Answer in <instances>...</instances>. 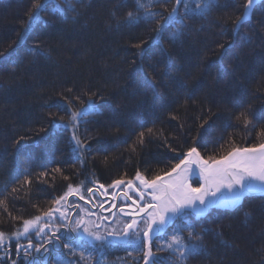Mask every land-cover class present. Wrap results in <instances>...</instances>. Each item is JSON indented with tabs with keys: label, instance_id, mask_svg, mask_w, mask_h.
Here are the masks:
<instances>
[{
	"label": "trees",
	"instance_id": "obj_1",
	"mask_svg": "<svg viewBox=\"0 0 264 264\" xmlns=\"http://www.w3.org/2000/svg\"><path fill=\"white\" fill-rule=\"evenodd\" d=\"M33 2L0 0V52L16 49L11 60L0 58V192L5 184L9 193L12 187H19L17 181L22 182L25 168L33 173L30 186L8 195L7 212L0 207V231L12 233L22 223L13 220L9 212L24 219L38 215L33 205L50 206L68 183L79 184L94 177L109 184L117 178H133L137 169L152 177L176 163L189 146L198 147L206 158L222 155L233 146L243 148L264 140L258 137L264 123L255 129L245 128L235 119L249 105L257 114L264 112V29L257 23L264 20V0L255 7L251 23L242 29L241 34L252 36V43L235 38L233 47H217L218 42L230 39L220 35L217 25L229 16L234 18L239 12L234 5L243 0H216L205 17L187 21L190 28L181 40L174 44L165 41L163 51L154 41L155 23L116 28L112 12L121 0H71L75 12L68 9L65 0H56L63 11L41 12V21L25 37L24 24ZM132 6L129 0L118 15ZM152 10L163 9L156 4ZM36 41L47 55L30 53ZM141 41L145 68L159 65L165 73L159 78L155 102L151 87L142 82L132 63L133 59L139 63L134 45ZM68 88L75 93L99 89L104 94L98 103L105 107L79 131L81 138L90 137L83 167L77 159L79 153L72 151L70 132L55 129L47 117L50 110L66 108L58 93L71 95L65 91ZM141 102L143 108L138 106ZM170 114L178 119H171ZM142 120L155 121V127L164 130L177 151H171L162 139L147 135L145 143L135 145L132 151ZM21 136L26 139L15 144ZM41 165L50 173L46 183L35 176L45 170ZM57 166L71 179L52 173ZM245 211L250 216L245 217ZM197 227L222 231L223 235L219 239L208 236L207 251L191 257L187 264H264V199L249 197L241 210L213 209ZM16 243L13 240L8 246L12 255H18ZM157 243L160 241L154 242V251ZM157 255L164 258V264L172 259L167 251ZM18 256L16 264H27L28 258ZM106 259L113 264H143L135 252L128 257L124 246L109 249Z\"/></svg>",
	"mask_w": 264,
	"mask_h": 264
},
{
	"label": "snow or ice",
	"instance_id": "obj_2",
	"mask_svg": "<svg viewBox=\"0 0 264 264\" xmlns=\"http://www.w3.org/2000/svg\"><path fill=\"white\" fill-rule=\"evenodd\" d=\"M215 2L216 0H192V3L188 0H132L133 6L123 15H118L119 8L129 3V0H121L112 12V19L117 29L125 25L155 23L156 26L152 29L155 33L154 41L163 51L165 41L174 44L181 40L190 28L187 21L205 17ZM49 3L53 5L51 8L48 7ZM65 3L68 9L76 11L71 0H65ZM257 3L258 0H243L242 4L234 5L239 9L238 14H235L234 18L227 17L223 23L217 25L222 37H230L225 42H218V48L225 49V44L228 48L233 47L232 39L235 38L252 43L251 35L247 32L241 33L242 29L251 23ZM156 4L163 10L153 11ZM168 5H172L170 10ZM62 11L56 0H34L27 14L23 35L27 37L33 26L41 21V12L55 14ZM229 22L231 27H228ZM257 23L259 28L264 29V20ZM143 44L144 41H141L134 45L138 49L136 56L139 63L136 59H133L132 63L141 74L142 82L151 87L155 102L159 78L165 73L159 65L148 64L145 68ZM30 53L47 55L39 41L34 42ZM15 54L16 49L13 48L6 54L0 52V58L11 60ZM170 64L169 59L168 66ZM65 91L71 95H65L63 92L58 95L65 101L66 108L50 110L47 117L55 129L64 128L70 132L72 151L79 153L77 159L83 167L86 154L90 151V137L81 138L79 131L82 125L90 123V118L99 114L100 109L105 107L104 104L98 103L104 100V94L99 89L93 91L91 88L79 93L73 92L72 88ZM46 106L49 109L53 107ZM138 106L143 108V103ZM170 115L171 119H178L175 114ZM235 119L241 121L245 128L251 126L255 129L264 123V112L257 114L249 105L236 114ZM139 127L141 130L137 134L132 151L136 150L135 145L145 143L146 135L149 138L162 139L166 147L173 152L177 151L164 135V130L155 127V121L142 120ZM40 131L45 129L41 128ZM85 131L87 132L86 128ZM258 137L264 138V127H261ZM24 139L26 137L21 136L14 143L19 144ZM41 167L45 170L35 173V176L37 180L46 183L50 173L46 165ZM51 172L60 173L64 180L71 179L63 174L60 166L53 168ZM22 175V182L17 181L19 187H12L9 193L8 185L5 184L0 192V196H3V199H0V207L5 212L8 195L18 193L32 184L33 173L29 168H25ZM194 177H198L195 185L192 182ZM52 178L54 180L55 176ZM86 184L94 187H86ZM109 189L113 191L109 192ZM98 196L100 199H97ZM257 196L264 199V140L243 148L233 146L222 155H208L206 158L198 147L189 146L177 158L176 163L167 169H161L151 178L139 169L133 178H117L107 186L99 183L94 177H86V180L79 184L68 183L63 194L50 201V206L42 208L33 205L39 212L38 215L24 219L12 216L9 212L8 215L13 220H21L22 223L10 236L0 231V248L4 249V257H8L10 248L6 245V240L10 244L15 239L16 251L19 253L23 250L28 258L27 264H49L50 261L51 264H113L106 259L107 252L119 246H124L128 257H132L134 252L137 253L143 264H164V258L157 255L163 251H167L172 257L168 264H187L191 257L207 251L208 236L219 239L223 235L222 231L215 229L198 228L197 222L201 218L209 217L213 209L241 210L246 198ZM72 197L92 207L74 202L70 199ZM105 197L111 198L108 207H105V204L109 203ZM244 216H250V212L245 211ZM21 237L26 240V244L19 243ZM154 241H160L156 244L155 251ZM129 248L132 251H128ZM12 264H16V261L13 260Z\"/></svg>",
	"mask_w": 264,
	"mask_h": 264
},
{
	"label": "flooded vegetation",
	"instance_id": "obj_3",
	"mask_svg": "<svg viewBox=\"0 0 264 264\" xmlns=\"http://www.w3.org/2000/svg\"><path fill=\"white\" fill-rule=\"evenodd\" d=\"M149 178H151V177H149ZM127 180V179H126ZM102 184H104V183H102ZM111 183H109V184H104L105 186H107V185H110ZM88 186H93V185H86V187H88ZM94 187V186H93ZM123 187V186H122ZM101 191H103V190H101ZM111 191H113V189H109V192H111ZM117 191H119V190H117ZM85 195L87 196V193H85ZM72 201H74V202H77V203H80L81 205H84V201H78L77 200V198L76 197H72V198H70ZM97 199H100V197L98 196L97 197ZM104 199H106V200H108L109 201V203H106L105 204V207H108L109 206V204H110V202H111V198L110 197H105ZM117 203H120L119 201H117ZM84 206H86V207H89V208H91L92 206L91 205H84ZM93 210H97V209H93ZM113 211H115V209H113ZM105 214H107V213H105ZM21 244H26V241H24L23 243H21ZM23 251V250H22ZM18 255H22V257H24L25 255H24V252H19L18 253Z\"/></svg>",
	"mask_w": 264,
	"mask_h": 264
},
{
	"label": "rangeland",
	"instance_id": "obj_4",
	"mask_svg": "<svg viewBox=\"0 0 264 264\" xmlns=\"http://www.w3.org/2000/svg\"><path fill=\"white\" fill-rule=\"evenodd\" d=\"M8 236H10L11 235V233H6ZM21 239H23V237H21ZM20 239V240H21ZM13 240H15V239H13ZM12 240V241H13ZM6 243H7V245L9 246V244H8V241L6 240ZM21 252H23V251H21ZM13 256H15V258H13ZM22 256V255H21ZM0 257H2V258H0V262H4V261H6V262H8V263H10V264H12V261L13 260H15L16 261V263H17V259H18V255L17 254H13L12 255V253H11V248H10V252H9V256L8 257H4V249L3 248H0ZM25 257V256H24Z\"/></svg>",
	"mask_w": 264,
	"mask_h": 264
},
{
	"label": "water",
	"instance_id": "obj_5",
	"mask_svg": "<svg viewBox=\"0 0 264 264\" xmlns=\"http://www.w3.org/2000/svg\"><path fill=\"white\" fill-rule=\"evenodd\" d=\"M263 0H258V3L257 4H259L260 2H262ZM195 179H197L198 180V177H194ZM194 178H192V179H194ZM258 197V196H257ZM244 202V201H243ZM219 210H224V211H234V210H228V209H219Z\"/></svg>",
	"mask_w": 264,
	"mask_h": 264
}]
</instances>
